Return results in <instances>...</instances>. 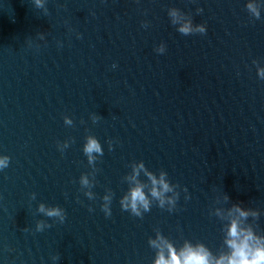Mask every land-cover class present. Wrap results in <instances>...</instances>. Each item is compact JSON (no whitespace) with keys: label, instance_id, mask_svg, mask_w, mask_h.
<instances>
[{"label":"water","instance_id":"1","mask_svg":"<svg viewBox=\"0 0 264 264\" xmlns=\"http://www.w3.org/2000/svg\"><path fill=\"white\" fill-rule=\"evenodd\" d=\"M249 2L0 0V264H154L158 236L218 256L234 205L264 236V0L258 17ZM137 182L139 214L122 204Z\"/></svg>","mask_w":264,"mask_h":264},{"label":"clouds","instance_id":"2","mask_svg":"<svg viewBox=\"0 0 264 264\" xmlns=\"http://www.w3.org/2000/svg\"><path fill=\"white\" fill-rule=\"evenodd\" d=\"M247 7L254 15L259 16V10L251 0ZM172 15L175 17V12ZM178 30L184 34L192 31L191 22L183 23ZM196 30L203 32L205 29L203 26H199ZM258 75L264 78V68L258 69ZM84 151L89 155V160L91 161L93 159L92 153H100L102 149L95 137H89ZM8 163L9 157L7 155H0V169L6 167ZM140 168H143L142 164L134 169L133 180H135L136 173H138ZM147 175L152 184L151 196L158 198L161 205H163L165 202L164 194L171 190L169 183L163 173H161L159 178L150 172ZM83 183H87L86 178L83 180ZM143 188L144 185L137 182L130 193L122 200L123 206L125 208L130 207L136 214H139L141 207L145 210L149 207V200ZM107 199L108 197L106 196L105 200ZM171 202V198H169V203ZM40 210L46 211L48 216L61 215V209L59 208H49L46 210L41 205ZM250 214L257 215L256 212H250L240 205H234L229 210L228 215L231 219L227 226L225 238L227 252H222L216 256L203 243L193 244L189 241H186L181 248L177 249L171 242L158 236L157 239L151 241L152 245L159 249L154 264H264V236L257 235L251 226H245L242 223L243 219Z\"/></svg>","mask_w":264,"mask_h":264}]
</instances>
